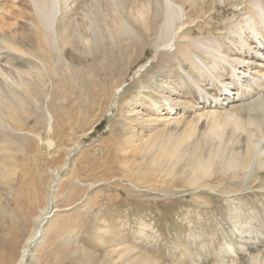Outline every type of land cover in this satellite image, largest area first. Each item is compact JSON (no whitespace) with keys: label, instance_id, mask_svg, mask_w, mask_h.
<instances>
[{"label":"rangeland","instance_id":"rangeland-1","mask_svg":"<svg viewBox=\"0 0 264 264\" xmlns=\"http://www.w3.org/2000/svg\"><path fill=\"white\" fill-rule=\"evenodd\" d=\"M217 1L202 3L216 14L187 38L207 35L212 46L223 34L226 51V20L238 10ZM29 3L0 6V40L13 50L0 58V241L15 245L12 264L24 250V264H264V171L245 176L215 163L206 176L193 164L216 149L242 150L243 129L264 108L244 100L209 116L178 62L154 45L124 56L114 49L108 61L59 45L61 62L43 58ZM84 14L73 22L85 30ZM94 18L104 21V43L118 36L111 17ZM174 91L183 103L167 101ZM161 141L176 147L166 156Z\"/></svg>","mask_w":264,"mask_h":264},{"label":"bare ground","instance_id":"bare-ground-1","mask_svg":"<svg viewBox=\"0 0 264 264\" xmlns=\"http://www.w3.org/2000/svg\"><path fill=\"white\" fill-rule=\"evenodd\" d=\"M30 1L32 3L29 4L33 6L32 11L37 15L40 27L38 30L40 34L37 37L38 47H41L42 44L46 45L43 58H52L58 55V59L55 58L61 62L65 58V54L58 51L59 45H62L63 49L69 46L77 52L85 51L83 57H90L94 61L117 59L115 51L119 52V56H124L129 53L130 49L147 51L150 46L154 45L157 52H161L162 58L167 57L171 62H178L180 71H183L187 81L193 87L195 93L193 94L198 99L197 103L204 104L199 108L211 109L205 112L210 114L209 116L221 113L215 111L214 107H219L224 110L223 113H228L238 108L236 102L239 101L240 104V101L244 100H250L245 102L248 106L257 105L260 109L264 108V0H219L220 3L224 5L229 3L231 8L238 10L237 16L226 20L229 31L227 37L232 39V43L230 42V45L225 47L226 51L223 48L225 43L220 45L222 37H224L223 34L219 36L220 44L216 42L218 44L212 46H209L210 42L206 40L207 35L187 38V30H191V25L198 26L200 22H203V16L209 14L210 9L213 14H216L214 4L205 11L202 3L206 4L208 1L215 3L217 0ZM195 10L197 11L195 12ZM81 12L85 13V20L89 23L85 30L80 27L78 22L75 23L76 20L73 22L74 17ZM116 13L136 15L134 19L120 18L121 15H116ZM103 14L111 17L119 29L118 36L112 37L105 43L101 31L104 21L101 22L94 18L96 15ZM217 28L219 29L218 26ZM88 31L91 35L88 34ZM0 35L7 38L5 30L1 29ZM2 42L0 40V58L10 57L13 50ZM99 47H102V50L99 51ZM114 49L115 51H112ZM38 51L41 52V49L38 48ZM31 55L36 62L43 63V59L39 58L40 56L35 51L27 56ZM182 62H185L186 66L188 63L190 64L196 73L195 77L189 71L184 70ZM215 92L217 95H214ZM175 93L178 95L176 97L169 96L167 101L170 104L183 103L181 101H184L182 97L185 94L179 91H174L173 94ZM209 95L213 98H210ZM252 95L257 96L253 98ZM212 110L214 111L210 112ZM161 119L171 118L161 116ZM238 124L237 129L242 128L243 124L241 125L239 121ZM249 124L250 126L247 124L249 128L243 129L246 138L242 150H237L235 146L230 147V150L216 149L208 156H204L206 153L202 156H195L193 158L194 168L206 176L211 175L210 172L215 163H218L216 168L221 167L222 171L231 169L234 173H244L245 176L264 171V115L250 119ZM213 133L215 134L216 130ZM162 143H165L163 151L166 156L172 148L176 147V143L173 142L172 144L168 141ZM205 185L207 184L205 183ZM14 247L15 245L4 239L0 241V264H12L15 257ZM251 253L253 252L251 251ZM26 255L27 251L24 250L18 264H24ZM249 257L256 260L260 255L249 254Z\"/></svg>","mask_w":264,"mask_h":264}]
</instances>
